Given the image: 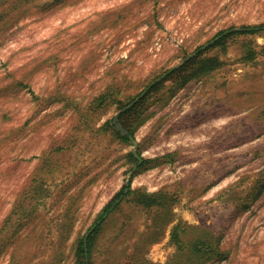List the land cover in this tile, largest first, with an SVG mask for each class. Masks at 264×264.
Instances as JSON below:
<instances>
[{
	"label": "rangeland",
	"instance_id": "1",
	"mask_svg": "<svg viewBox=\"0 0 264 264\" xmlns=\"http://www.w3.org/2000/svg\"><path fill=\"white\" fill-rule=\"evenodd\" d=\"M262 23L264 0H0V264H181L178 224L218 239L203 264H264V29L213 42Z\"/></svg>",
	"mask_w": 264,
	"mask_h": 264
},
{
	"label": "trees",
	"instance_id": "2",
	"mask_svg": "<svg viewBox=\"0 0 264 264\" xmlns=\"http://www.w3.org/2000/svg\"><path fill=\"white\" fill-rule=\"evenodd\" d=\"M260 29H264V23H262L260 25H253V26H240V27L226 28V29H223V30L218 32V34L214 37L213 42L215 44H221L224 42L225 37L228 36L229 34L254 32V31H257ZM199 49H200V47L198 48V50ZM197 53H201V52H197ZM195 57L197 58V56L194 55L192 58H190L188 60V62ZM184 66H185V64L182 66H179L178 68L173 69L169 73L171 74L175 71H179ZM124 114L125 113H121L118 116V119L120 120ZM116 131L121 138H123L125 140H129L128 135L122 134L119 130H116ZM129 132L132 133V131H129ZM130 155L134 157V155L132 153H130ZM120 193L122 194L123 191H121ZM115 199H116V197L111 201V204L115 201ZM190 227L191 226H186L184 224H178V225H176L174 232H173L174 237H176V241L179 244L178 245V248L180 251L179 256H180V259H182L181 264H203L212 258H217V257L223 258V257H225L224 251L221 250L219 247L218 239L213 238V235L210 237H207L205 234H203V233L200 234V232H199L196 235L192 236L191 238L181 240L180 234L182 232H183V234L188 232V229ZM96 231H97V227L92 232H90L86 237L81 239V241L78 244V253L81 256V258L83 259V263H85L87 261V258H89L91 240H92V237ZM84 239H86V242L84 241Z\"/></svg>",
	"mask_w": 264,
	"mask_h": 264
},
{
	"label": "water",
	"instance_id": "3",
	"mask_svg": "<svg viewBox=\"0 0 264 264\" xmlns=\"http://www.w3.org/2000/svg\"><path fill=\"white\" fill-rule=\"evenodd\" d=\"M94 226H95V225H94ZM92 228H94V227H92ZM87 235H88V234H87ZM87 235H86V236H87ZM84 241L86 242V239H84Z\"/></svg>",
	"mask_w": 264,
	"mask_h": 264
}]
</instances>
